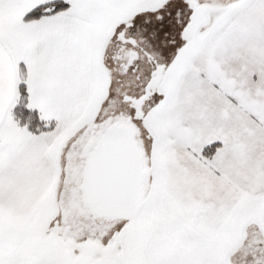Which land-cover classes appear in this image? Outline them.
<instances>
[{
  "label": "snow or ice",
  "instance_id": "obj_1",
  "mask_svg": "<svg viewBox=\"0 0 264 264\" xmlns=\"http://www.w3.org/2000/svg\"><path fill=\"white\" fill-rule=\"evenodd\" d=\"M0 264H264V0H0Z\"/></svg>",
  "mask_w": 264,
  "mask_h": 264
}]
</instances>
